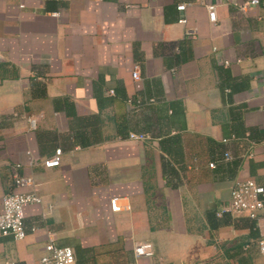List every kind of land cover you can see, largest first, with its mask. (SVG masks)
Here are the masks:
<instances>
[{"label": "crops", "instance_id": "1", "mask_svg": "<svg viewBox=\"0 0 264 264\" xmlns=\"http://www.w3.org/2000/svg\"><path fill=\"white\" fill-rule=\"evenodd\" d=\"M249 1L218 0L212 23L199 0H0V209L14 168L42 197L0 264H39L50 234L75 264H264V220L217 214L239 180L264 183V0Z\"/></svg>", "mask_w": 264, "mask_h": 264}, {"label": "built area", "instance_id": "2", "mask_svg": "<svg viewBox=\"0 0 264 264\" xmlns=\"http://www.w3.org/2000/svg\"><path fill=\"white\" fill-rule=\"evenodd\" d=\"M230 1V0H228ZM205 6L208 12L209 21L215 23L218 21L217 9L219 7L218 0H199ZM227 2V0H226ZM260 0H251L242 5L244 10H247L248 5H257ZM28 6V0H19V8L25 9ZM180 11H186L188 4L180 2L177 6ZM54 16H60V12H53ZM186 25V34L191 37H197L199 29L191 25L189 18L186 16L179 20ZM2 55L0 54V58ZM226 64L230 61L226 60ZM134 77L139 79V71H134ZM113 93V90H111ZM131 102V99L129 100ZM31 128H35L37 120L33 117H28ZM148 136L144 133L130 132L129 139L144 140ZM29 158L21 163L22 166L34 167L37 164L32 152L28 151ZM63 150L57 148L55 154L43 159V165L51 168L60 166L62 163ZM232 158L229 152L226 153V159ZM209 166L216 167V162H210ZM13 189L7 192L2 198L0 209V243L1 239L6 236H12L16 240H22L27 236L25 224L26 208L32 204L42 203V197L38 194L41 183L36 179L32 172L21 173L17 168L13 169ZM124 197L112 195L109 200L110 210L114 213L122 211H131L132 205L130 202L124 203ZM225 213L233 215L246 214L251 218L264 220V183H260L255 179L248 178L239 180L232 189L230 204L222 207L217 214L223 216ZM37 227H33V231ZM259 250L264 255V236L258 242ZM47 254L44 255L39 264H75L77 257L76 252L71 246H59L54 242V237L50 234L49 243L46 245ZM133 253L136 258L152 257L154 255V245L151 241H136L133 244Z\"/></svg>", "mask_w": 264, "mask_h": 264}]
</instances>
